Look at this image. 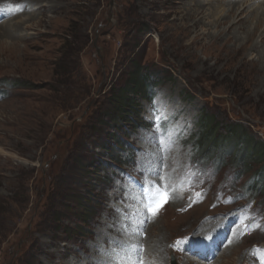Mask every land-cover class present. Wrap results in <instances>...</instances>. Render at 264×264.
I'll list each match as a JSON object with an SVG mask.
<instances>
[{
	"label": "rangeland",
	"instance_id": "1",
	"mask_svg": "<svg viewBox=\"0 0 264 264\" xmlns=\"http://www.w3.org/2000/svg\"><path fill=\"white\" fill-rule=\"evenodd\" d=\"M205 2L37 0L17 4L0 22V264L126 258L140 227L133 214L135 223L124 216L125 205L137 206L140 188L165 183L171 198L161 199L147 226L145 264H153L148 248L156 242L161 264H188L185 245L228 219L233 247L213 264H254L257 255L264 262V193L245 190L264 162L254 160L236 181L242 167L228 157L218 170L214 162L194 166L197 134L208 129L201 115L215 121L216 136L237 124L247 128L243 136L264 142L250 50L238 52L241 31L213 36L209 23L225 14L228 0ZM197 5L205 15L191 29L187 13ZM134 65L159 77L150 97L127 87ZM113 95L123 97L120 109ZM193 173L201 182L192 190Z\"/></svg>",
	"mask_w": 264,
	"mask_h": 264
},
{
	"label": "trees",
	"instance_id": "2",
	"mask_svg": "<svg viewBox=\"0 0 264 264\" xmlns=\"http://www.w3.org/2000/svg\"><path fill=\"white\" fill-rule=\"evenodd\" d=\"M133 67V73L129 76L127 87L133 90L135 97H149L151 89L160 84L159 77L153 73L148 74L143 68L137 69L135 65ZM144 71L145 74H143ZM111 100L115 109L122 107V96L113 95ZM200 117L199 125L202 127L208 125L206 133L204 132L205 134H201L203 129H200L197 134L199 136L196 140L195 148L196 151H199L198 155L200 159L206 160L216 157V163L218 166H221L225 164L226 157L230 158L232 167H242L237 173V178L246 175L250 171L254 160L257 163L264 162V142L254 140L252 137L243 136L242 134L247 132V128L237 124L224 125L221 127L223 134L216 136L219 127H214L215 121L212 119L208 120L205 115H201ZM239 147L242 149H238ZM238 155H242L243 159L239 160L240 157ZM253 175L259 176L260 179L251 181L247 187L252 189L253 193H264V165Z\"/></svg>",
	"mask_w": 264,
	"mask_h": 264
},
{
	"label": "bare ground",
	"instance_id": "3",
	"mask_svg": "<svg viewBox=\"0 0 264 264\" xmlns=\"http://www.w3.org/2000/svg\"><path fill=\"white\" fill-rule=\"evenodd\" d=\"M12 2L14 3V0H0V5H2L3 3H12ZM33 2L35 3V2H37V0H24V1L22 0L21 2H19V4L17 2L16 3L18 5H21L23 8L24 7L23 3L27 6ZM216 2L222 3V0H210V4L212 6H214L213 4ZM202 3H203V5H208V3L205 2V0H201V4ZM247 3H248L247 1H230V0H228V3H227L228 5L226 7L225 14L222 17H216V18L214 17L213 20L210 23L209 22L208 23L211 24L215 30H217L216 32H214V35H213L214 37H218L224 33L230 32L232 30L233 32L232 33L230 32L231 36L233 38H236L237 36L235 34H237L239 31H241V34H243V35L241 37H237V40H238V45H237L238 48L237 49H238V52L250 50L249 55L253 58L251 63L253 64V66L255 68V73H256V75H255L256 78L254 77L255 78L254 85H256V95H258L259 101L263 102L264 101V79H263L264 78V2H261L260 3L261 5H257L256 8L253 7L254 3L251 5H248ZM257 4H259V3H257ZM211 5H209V9H208L209 14L212 13ZM261 6H263V9ZM202 11H203L202 6L197 5V7L193 6L192 10L187 13L189 18H191V16H192L194 19L191 22L192 24L190 25L191 29L198 28L200 20L203 18L201 15L202 14H203V16L205 15V13H202ZM248 14L249 15L251 14V19H250ZM206 17H208V16L206 15ZM218 28H222V30L218 31ZM262 28H263L262 32L259 33ZM255 37L259 38V43L254 42ZM228 40H229V38H228ZM229 52H231V51H229ZM220 59L222 60L223 57ZM228 60L229 59H227L226 61H228ZM231 61H232V59H231ZM226 63L229 64L228 62H226ZM233 63H234V61L232 62V64ZM229 66H231V63L229 64ZM208 68H206V69H208ZM229 70H230V68H229ZM248 73H249V70H248ZM249 76H250V74H249ZM253 88H254V86H253ZM17 115H18V113H17ZM125 221L127 222V220H125ZM103 237H104V239H107L109 236L104 234ZM148 246H150V245H148ZM96 247L101 248V247H99V245ZM232 247H233V245H232ZM161 248H162V244L160 242H156L152 246H150V248H148V251H151L150 257L153 259V264H161V262H162L161 259H162L163 254H164V250ZM147 255L145 254V257H147ZM186 260L190 262V259H186ZM189 262H187V263L190 264ZM85 264H92V262L89 260H86ZM106 264H114V263H112V260H110Z\"/></svg>",
	"mask_w": 264,
	"mask_h": 264
},
{
	"label": "snow or ice",
	"instance_id": "4",
	"mask_svg": "<svg viewBox=\"0 0 264 264\" xmlns=\"http://www.w3.org/2000/svg\"><path fill=\"white\" fill-rule=\"evenodd\" d=\"M160 180L161 181H168V180H170V178L169 177H160ZM170 188H171V183H165V184H162L161 187H157L155 189L153 197L147 205L148 211L152 214L153 217H155L160 210L161 199L163 198V199L167 200V199L171 198V192H169ZM172 191H175V189H172Z\"/></svg>",
	"mask_w": 264,
	"mask_h": 264
}]
</instances>
